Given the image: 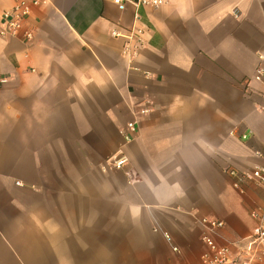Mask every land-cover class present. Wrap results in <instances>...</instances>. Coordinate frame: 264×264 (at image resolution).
I'll list each match as a JSON object with an SVG mask.
<instances>
[{"label": "crops", "instance_id": "1", "mask_svg": "<svg viewBox=\"0 0 264 264\" xmlns=\"http://www.w3.org/2000/svg\"><path fill=\"white\" fill-rule=\"evenodd\" d=\"M39 1L33 40L0 37V264H200L204 235L240 254L264 209L229 174L264 165V0ZM134 27L131 59L113 31Z\"/></svg>", "mask_w": 264, "mask_h": 264}, {"label": "built area", "instance_id": "2", "mask_svg": "<svg viewBox=\"0 0 264 264\" xmlns=\"http://www.w3.org/2000/svg\"><path fill=\"white\" fill-rule=\"evenodd\" d=\"M169 0H113V3L117 6L124 7L130 5L136 10L142 7H149L159 9L168 4ZM40 5L39 0H15L14 7L6 12L3 16V23L0 28V37L6 38L8 36L18 37L28 41L33 40V32L27 30L25 25L27 20L31 17L34 8ZM136 21L140 18L137 15ZM126 36L128 43L125 46L124 55L133 58L140 49L144 47L143 36L144 31L140 28L134 27L131 31L115 30L113 35L115 37ZM135 36L138 41H134ZM260 61H264V55H259ZM254 80L258 83H264V66H259L256 70ZM264 113V108L261 109ZM148 111H142V115L147 114ZM128 129L132 132L135 131V124H129ZM246 139V136L242 137ZM261 156L260 153H256ZM128 164V159L120 155H114L107 160V166L114 169H122ZM229 174L235 178L236 187L240 193H244L242 185L247 182L257 184L264 187V165L255 167L251 172L240 173L237 171H229ZM17 185H20L18 183ZM254 217L258 220V225L253 230L250 238L248 239L247 246L242 250L240 254H234L229 247L220 246L210 235H204L203 242L205 246L204 253L201 257L200 264H264V209L261 214H255ZM202 225L209 231L214 232L222 229L225 224L223 222L204 219ZM165 237L169 239V235L165 234ZM174 252L178 253V249H174Z\"/></svg>", "mask_w": 264, "mask_h": 264}, {"label": "rangeland", "instance_id": "3", "mask_svg": "<svg viewBox=\"0 0 264 264\" xmlns=\"http://www.w3.org/2000/svg\"><path fill=\"white\" fill-rule=\"evenodd\" d=\"M112 157V156H111Z\"/></svg>", "mask_w": 264, "mask_h": 264}]
</instances>
